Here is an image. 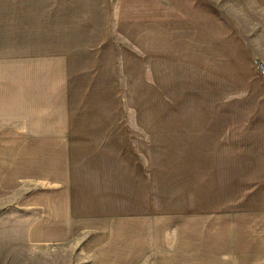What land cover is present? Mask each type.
Instances as JSON below:
<instances>
[{"label": "crops", "instance_id": "crops-1", "mask_svg": "<svg viewBox=\"0 0 264 264\" xmlns=\"http://www.w3.org/2000/svg\"><path fill=\"white\" fill-rule=\"evenodd\" d=\"M250 1L256 34L211 0H0V231L31 264L264 263Z\"/></svg>", "mask_w": 264, "mask_h": 264}, {"label": "rangeland", "instance_id": "rangeland-1", "mask_svg": "<svg viewBox=\"0 0 264 264\" xmlns=\"http://www.w3.org/2000/svg\"><path fill=\"white\" fill-rule=\"evenodd\" d=\"M217 6L218 10H220L223 18L232 24L237 30L243 29L245 31L248 30L250 32L257 33V19L258 13L253 8L250 0H211ZM240 31V30H239ZM264 64V62H256L257 73L260 77H264L261 74L260 66ZM151 84V92H150V111H158L161 109L162 104L158 102L157 96V87L155 83ZM185 84V83H183ZM173 90L171 94L173 95ZM189 86L185 84L182 86V95H181V103H174L173 96L172 98L168 97L166 108L167 111H182L189 112L192 110L190 104V96H189ZM138 107H141L139 104ZM214 110H220L221 107H214ZM206 188V185L203 188ZM205 193L203 192V196ZM204 200V199H203ZM256 221L250 220L249 223H255ZM258 232H250L246 231L245 237L246 241H249L250 238H253L255 241H261L262 245H264V221H257ZM249 229V228H248ZM30 235L29 232H14V231H0V264H31V249H30ZM255 235V236H254ZM264 250V249H263ZM264 254V251H263ZM247 255H251L247 253ZM247 259H251V257H247ZM264 260V258L262 259ZM255 264V263H250ZM258 264V263H257ZM264 264V263H260Z\"/></svg>", "mask_w": 264, "mask_h": 264}, {"label": "built area", "instance_id": "built-area-1", "mask_svg": "<svg viewBox=\"0 0 264 264\" xmlns=\"http://www.w3.org/2000/svg\"><path fill=\"white\" fill-rule=\"evenodd\" d=\"M260 70H261V74L264 75V64H261Z\"/></svg>", "mask_w": 264, "mask_h": 264}, {"label": "bare ground", "instance_id": "bare-ground-1", "mask_svg": "<svg viewBox=\"0 0 264 264\" xmlns=\"http://www.w3.org/2000/svg\"><path fill=\"white\" fill-rule=\"evenodd\" d=\"M245 86V85H244Z\"/></svg>", "mask_w": 264, "mask_h": 264}]
</instances>
